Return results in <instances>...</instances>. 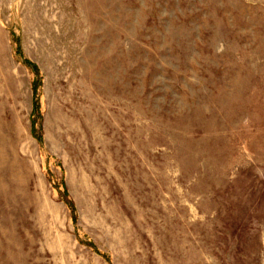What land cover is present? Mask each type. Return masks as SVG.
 I'll list each match as a JSON object with an SVG mask.
<instances>
[{"label": "rangeland", "instance_id": "374dc122", "mask_svg": "<svg viewBox=\"0 0 264 264\" xmlns=\"http://www.w3.org/2000/svg\"><path fill=\"white\" fill-rule=\"evenodd\" d=\"M0 264H264V0H0Z\"/></svg>", "mask_w": 264, "mask_h": 264}]
</instances>
